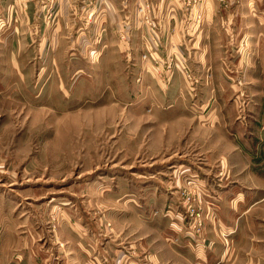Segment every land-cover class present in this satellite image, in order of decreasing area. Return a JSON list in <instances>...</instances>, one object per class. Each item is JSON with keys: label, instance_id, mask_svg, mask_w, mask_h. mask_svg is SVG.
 I'll return each mask as SVG.
<instances>
[{"label": "rangeland", "instance_id": "374dc122", "mask_svg": "<svg viewBox=\"0 0 264 264\" xmlns=\"http://www.w3.org/2000/svg\"><path fill=\"white\" fill-rule=\"evenodd\" d=\"M55 1L0 0V264H78L79 239L101 264H264V93L247 64L165 56L144 80L120 0L107 30L77 12L53 30ZM203 1L181 0L196 28ZM153 2L135 8L158 30ZM173 81L178 103L156 104Z\"/></svg>", "mask_w": 264, "mask_h": 264}, {"label": "crops", "instance_id": "0c3cea01", "mask_svg": "<svg viewBox=\"0 0 264 264\" xmlns=\"http://www.w3.org/2000/svg\"><path fill=\"white\" fill-rule=\"evenodd\" d=\"M40 1V11L43 14L50 0ZM120 1L116 3L117 8L113 9L116 10L114 12L115 16L120 19V23L115 26L119 30L132 32V36L130 37L132 50L129 52V56L133 61L140 62L142 61L141 55L143 53H150L149 58L146 59L148 62H144L145 60H143V64L137 72L144 80L153 76L159 79L157 72L161 68L154 67V69L150 63L164 61L165 56H175L178 60L188 56L190 61V58H193L192 55H195L196 59H199L203 64L220 62L222 59V61L226 59L227 62H232L236 59V61L242 64H247L246 70L242 73L243 80L249 83L248 78H252L254 81L252 84H257V87L260 89L259 91L262 90V93H264V0H235L227 8L224 7L220 0H204L201 28L198 26L196 28L195 25L191 24V21L194 20L193 14L184 17V12L181 11L183 5L181 0H154L151 13L153 14V19L158 18L161 20L160 26H157L158 30H154L147 23H140L138 20L140 16L137 14L138 10L135 8V4L142 0H125L122 3ZM55 2L56 20L50 22L53 23V30L60 27L61 20L58 19V16L61 18L62 15H69L70 13L74 14L77 12L82 16L84 30L89 28H93V30H107V23L109 20H113L112 9L107 10L105 8L107 0H77V5L73 0H56ZM254 3L257 5L254 6ZM115 21L117 23V20ZM48 24L46 22V25ZM217 28L219 34L218 37H215L214 30ZM41 29H43V24H41ZM183 30L185 31L184 36L186 34L192 36L194 41L186 42L187 38H181ZM203 32H205V35H203ZM207 32L210 34V38H212L210 43L215 41L211 46L205 40L209 38ZM203 40L204 42H202ZM162 42H164V46H160ZM190 42L194 44L193 48L200 49L191 53ZM183 45H185V51H188V53L180 50H184ZM119 46L122 47V45ZM212 46L219 55L213 54L211 50ZM170 84L169 89L163 91L156 104L160 103L163 106L171 104L173 106L178 103H176L175 95L178 88L175 86L174 81ZM252 84L249 83L248 88ZM154 93L157 92L154 90ZM150 95L154 96L153 93H150ZM172 100H174L173 103L171 102ZM261 122L258 121L260 125ZM241 148L243 150H250L249 147L245 148L243 145ZM182 239L179 242L181 246H177L178 249H173V251L176 252L179 258L181 256L186 258L185 249L183 248L187 244V239ZM79 244L81 248H72L76 250L75 255H77L78 264H101L98 257H93V262H88L86 255L94 256L98 252H94V249H88L86 244L82 245L80 239ZM191 252L193 253V251Z\"/></svg>", "mask_w": 264, "mask_h": 264}]
</instances>
